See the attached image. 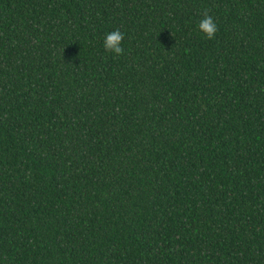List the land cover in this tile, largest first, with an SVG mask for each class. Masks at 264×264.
Segmentation results:
<instances>
[{"label":"trees","instance_id":"trees-1","mask_svg":"<svg viewBox=\"0 0 264 264\" xmlns=\"http://www.w3.org/2000/svg\"><path fill=\"white\" fill-rule=\"evenodd\" d=\"M0 264H264V0H0Z\"/></svg>","mask_w":264,"mask_h":264},{"label":"clouds","instance_id":"clouds-1","mask_svg":"<svg viewBox=\"0 0 264 264\" xmlns=\"http://www.w3.org/2000/svg\"><path fill=\"white\" fill-rule=\"evenodd\" d=\"M199 30L204 33L205 37L209 40L215 39V35L218 31V26L215 23L212 16L208 15L207 12L204 13L203 19L199 21L198 24ZM124 40V34L118 29L106 34L104 40V48L110 53L115 55H123L124 48L122 47V42Z\"/></svg>","mask_w":264,"mask_h":264}]
</instances>
